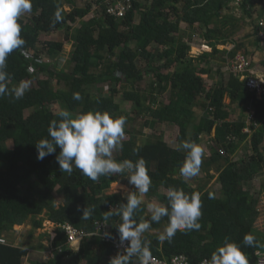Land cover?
Segmentation results:
<instances>
[{"label": "trees", "instance_id": "16d2710c", "mask_svg": "<svg viewBox=\"0 0 264 264\" xmlns=\"http://www.w3.org/2000/svg\"><path fill=\"white\" fill-rule=\"evenodd\" d=\"M78 1L32 0V11L18 21L25 44L6 60L9 89L22 80L35 79L37 85L19 100L11 95L0 97V236L30 219L32 237L33 230L42 227L44 219L39 216L44 212L56 226L48 260L43 262L39 256L27 259L30 251L23 245L0 244V264H24V258L30 264L110 262V241L118 238L117 226L122 221L118 216L106 221L104 216L110 208L126 203L125 195L106 193L111 183L118 181V175L93 181L75 166L70 175L61 172L59 147L43 160L37 159L35 144L50 139L49 124L60 119L56 115L60 110H68L73 117L89 111L126 117L128 138L123 139V148L114 158H142L146 162L152 181L146 193L150 199L167 205V193L161 188L200 193L201 228L177 231L170 243L160 242L158 230L165 229L168 217L152 222L143 235L150 242L152 256L170 261L182 255L191 264H198L204 258L211 260L212 253L227 242L239 245L249 264H257L258 256L264 253V232L254 226L258 195L264 190V98L249 92L237 73L223 69L228 60L225 53L234 57L242 47L234 41V35L241 29L243 17L233 13L231 0H85L83 6H78ZM246 7L244 1L240 11L249 15ZM57 11L62 17L59 22H55ZM91 12L92 16L84 19ZM181 23H186L189 30L182 29ZM60 30L64 31L62 40L39 43L41 34ZM195 33L212 51L197 57L190 54ZM65 43H70L71 50L66 67L59 68ZM218 44L234 48L218 49ZM213 72L216 80L209 85L202 75L209 78ZM40 73L45 77L39 78ZM74 93L82 99H73ZM118 93L124 102L131 103L130 113L126 114L116 101ZM226 95L230 98L228 105L224 102ZM234 103L245 110L252 106L251 122L257 124L250 126L249 148L253 151L239 160L231 159L230 153L246 138L241 132L246 122L227 120ZM54 106L59 109L54 111ZM197 108L203 109L204 117L195 124ZM140 115L148 117L146 126L163 122L177 125L179 144L183 140L197 144L201 134H210L216 126L210 156L202 165H215L220 171L219 186L215 190L205 189V184L191 187L179 173L187 151L169 146L162 135L139 142L130 124ZM8 141H13L12 148L7 146ZM220 148L226 155L219 153ZM208 176L213 177L210 173ZM55 192L64 199L58 207ZM210 193L213 198H209ZM84 208L94 209L89 219L82 217ZM150 216L147 204L142 202L135 219L138 223L150 221ZM96 222L105 223L113 239L100 235V231L95 233ZM63 223L88 236L78 243L68 242ZM246 234L256 237L255 246L243 243Z\"/></svg>", "mask_w": 264, "mask_h": 264}, {"label": "clouds", "instance_id": "9594fccd", "mask_svg": "<svg viewBox=\"0 0 264 264\" xmlns=\"http://www.w3.org/2000/svg\"><path fill=\"white\" fill-rule=\"evenodd\" d=\"M31 11L32 0H0V97L11 95L19 100L30 89V82L27 80H22L17 86L9 89L8 80L10 77L6 71V60L14 50L24 46L25 40L21 36L22 26L18 21L22 15ZM61 19V13L57 11L55 22H59ZM193 36L195 40L190 43L192 47L194 46L193 43L199 41L200 38L196 33ZM234 41L239 42L238 40ZM202 48L212 51L207 42L202 43ZM233 48V45L227 44L224 49L231 50ZM218 49L220 48L218 47ZM240 56L250 62V70L253 73L248 71L241 73L234 68L235 61ZM225 57L228 60L224 63L223 69L237 73L241 81L245 83L247 81V78H241L243 75L264 80V66L259 63L262 59L252 58L240 50L234 57L229 56L228 52L225 53ZM246 89L253 92L258 98H264L263 95L249 89L247 85ZM73 99L81 100L82 97L79 93H74ZM56 115L60 119L52 120L48 127L50 139H41L35 144L38 153L37 159L43 160L46 156L55 153L56 148L59 147L57 163L61 172H67L70 175L73 166H75L83 175L93 181H97L101 176L110 178L115 175H126L128 183L135 189L127 193L126 203L116 208H110L105 213L104 220L106 221L113 216L120 217L122 221L117 226V231L119 244L123 246V251L111 258L109 264H150L152 259L150 242L145 240L143 235L150 230L152 222L159 223L164 217H168V223L164 231L158 236L160 242L168 241L170 243L177 231H193L201 228L199 223L202 216L200 193L188 194L183 189L175 187H170L167 190V205L161 203L147 205L151 214L150 221L137 222L135 219L136 212L142 204L140 197L148 193L152 181L148 174L146 162L142 158L135 161L130 159L117 161L113 156L114 152L123 148L126 117H113L108 112L101 113L100 111H89L73 117L68 110H60ZM247 123L249 126L241 129L245 135L251 132V125L257 126L256 123L251 122V114L248 115ZM228 137L233 139L234 135ZM237 138L239 139L238 136ZM181 149L186 150L187 155L179 168L180 175L185 179L198 176L203 162L204 148L195 142L183 140L177 150ZM250 151L251 148H249ZM213 197L214 194L210 193L209 198ZM93 211L94 209L84 208L82 217L89 219ZM104 236L107 239H113L111 233L105 232ZM243 243L247 246H255L256 237L252 234H246ZM210 264H249V261L239 245L226 242L212 253Z\"/></svg>", "mask_w": 264, "mask_h": 264}, {"label": "rangeland", "instance_id": "374dc122", "mask_svg": "<svg viewBox=\"0 0 264 264\" xmlns=\"http://www.w3.org/2000/svg\"><path fill=\"white\" fill-rule=\"evenodd\" d=\"M78 6H83L85 4V0H79L78 2ZM232 9H233V13L237 14V15H242V10L240 11V9H238V7L234 4H231ZM251 6H254L253 4H251ZM261 4L259 5H255V7L251 10V15H247L245 18V21H243V25H241V30L239 31V33H237L236 35V39L240 42V44H242V47L240 49V52H243L249 56H251L252 58H256V59H261V61H259V63L264 66V40H261L260 38H258L257 36V29H256V21H257V16H256V12L260 15L263 16L264 15V6L263 8L260 9ZM94 9V8H92ZM258 9V10H257ZM65 10H69L68 6H65ZM94 12L89 13L86 17H84V19H89L92 14ZM184 25H182L183 29L188 31L190 27H187L188 25H186L185 23H183ZM64 37V31L60 30V31H55L52 32L50 34H41L40 38H39V43L42 45L45 41L47 40H62ZM206 43V40L204 38H199V41L194 42V46L191 48L190 50V54L194 57L199 56L202 52L204 51H210L209 49H203L202 48V43ZM67 45H64V51L61 53V55L59 56V60H58V67L59 68H65L66 67V62L68 60V56L71 50V45L70 43H65ZM227 45H218V47L220 49H224ZM251 58V59H252ZM143 66V65H141ZM205 79L207 80L208 84L211 85L213 82V79L211 77H207L206 75H204ZM45 75L43 73L39 74V78H44ZM30 82V87L31 86H36V80L35 79H31L28 80ZM102 88L104 90H107L108 87L107 85H102ZM166 97V96H165ZM116 101L120 102L121 108L123 109V111H125V113H130V106L131 103L130 102H124L123 99H121V94L118 93L115 96ZM226 101H229V98L227 96ZM165 103H167V99H165ZM158 104H154L153 107H157ZM54 111H57L59 109L58 106H54ZM199 109V108H197ZM242 109V113H245L246 118L244 119L245 122H247L248 119V115L247 114V109L245 110V107H241ZM237 111L235 114L234 113H230V115L232 114L233 118L236 119L237 115H238ZM29 111H25V115H28ZM77 116V115H76ZM150 116V115H149ZM146 118L148 119V117H144L143 116H139L138 118H136V120L130 124L131 126L133 125L134 130L137 133V137H138V141L141 142L144 139H148L151 138L152 140L154 139V137H152L153 135H162L163 139L166 140L167 144L173 148H178L179 146V142L177 140V133H178V126L177 125H173L171 124V126H168V123L163 122V123H156L155 127H150V126H146L145 124V120ZM229 119V117H228ZM206 135V134H202ZM213 135V134H212ZM201 136V137H202ZM208 136V135H206ZM128 135L125 134L124 139H127ZM207 138L205 136L202 137V141L206 142ZM199 145V144H198ZM7 146L12 148L13 147V141H8L7 142ZM243 147L245 145H242ZM243 150H239L238 154L233 155L231 154L230 158L231 159H238L241 158L243 156V154L245 153V155L247 154V150L244 151ZM117 152L113 153V156L116 157ZM210 156V152L209 151H204V157H203V161L207 160ZM204 168V165H202ZM213 170L212 171H208L207 173L202 169L201 167V171L200 174L196 177H193L191 179H185L191 187L195 188L198 185H204L205 184V189L207 190H215L216 187L219 185V181L217 180V176H218V171L215 168V165L213 166ZM208 173L212 174L213 177L209 178ZM119 179L116 182L111 183L109 189L106 191L107 194H112V193H120L123 195H127L128 192L130 191H134V187L132 185H130L128 183V179L126 177V175H118ZM160 191L162 193H167V190L164 188H161ZM139 195V194H138ZM54 197H55V206L58 207L60 204L63 203V196L61 195V193L59 192H55L54 193ZM142 202L146 203L147 205L150 203H158L156 200L154 199H150L149 197L146 196V194H143L141 197ZM149 212V211H148ZM44 220L42 223V227L40 229H36L33 230V235L32 237L29 236V233L32 231V226L30 223V219H28L25 223L21 224V225H15L13 227L12 231L6 232L4 233V238L6 239V242L8 244H13V245H21L23 243H25V241L27 240V244L30 248V244L32 245V247H37L40 246L39 243L45 242L48 243L50 245V240L51 238H53L54 236V229H55V224L49 220H47V214L46 212H44L41 216ZM254 226L257 227L259 230L264 232V224L260 223L257 219L254 222ZM164 229L162 230H158V233L160 234L161 232H163ZM46 233V234H45ZM34 241V243H33ZM33 245H37V246H33ZM43 246V245H42ZM37 256H39V254L35 251H30L29 253V258H36ZM114 255H112L109 258V261L111 260V258H113ZM26 261L24 262V264H30L27 262V259L24 258Z\"/></svg>", "mask_w": 264, "mask_h": 264}, {"label": "built area", "instance_id": "2783aa9c", "mask_svg": "<svg viewBox=\"0 0 264 264\" xmlns=\"http://www.w3.org/2000/svg\"><path fill=\"white\" fill-rule=\"evenodd\" d=\"M242 1L243 0H231V4L238 6ZM262 1H264V0H262ZM119 8H120V6H119ZM256 25H257V29H258V37L260 39H264V19L257 21ZM234 68L241 73H244L247 71L250 73H253V71L250 70V62L247 61L242 56H240V57H238V59H236ZM241 78L242 79L247 78L246 85L249 89L255 91L259 95L264 96V80L256 79L253 76L247 77L246 75L241 76ZM261 150L264 153V141L262 142ZM219 153L221 155L226 154V152L223 148L219 149ZM256 209H257V213H258L256 219L260 223L264 224V190L261 191L260 194L258 195V202L256 205ZM61 226L65 230V232L68 236L67 237L68 242H77L78 243L84 236H88V234H86L84 231L79 230L76 227H73L69 223H63V224H61ZM94 230H95V233L100 231L101 232L100 235L104 236V233L107 230V225L105 223L96 222ZM111 242L113 243L114 248L117 250V252L123 251V246H121L119 244L118 238L111 240ZM0 244H8L6 242V239L2 235L0 236ZM210 261H211L210 259L204 258L198 264H210ZM150 264H191V263L187 260V258L185 256L180 255V256L172 257L170 259V261H167L166 259L159 258L157 256H152ZM257 264H264V253H262L261 255L258 256Z\"/></svg>", "mask_w": 264, "mask_h": 264}, {"label": "crops", "instance_id": "0c3cea01", "mask_svg": "<svg viewBox=\"0 0 264 264\" xmlns=\"http://www.w3.org/2000/svg\"><path fill=\"white\" fill-rule=\"evenodd\" d=\"M244 1H246L247 2V9H248V12H249V15H251V10L255 7V5H259V4H261V6H259L260 7V9L261 8H263V6H264V1H262V0H243L237 7H238V9H241V7H242V5L244 4ZM251 4H253L254 6H251ZM222 9H226V7H223ZM258 10V9H257ZM243 14V16L242 15H236L237 17H239V16H241V17H243V20H241L240 22H239V27L241 26V25H243V21H245V18H246V16H247V14H244V13H242ZM256 16H257V21H259V20H261V19H264V15L263 16H260L257 12H256ZM257 21H256V23H257ZM186 24V23H185ZM181 25H184L183 23H181ZM187 25V24H186ZM256 29H257V25H256ZM241 30V29H240ZM239 30V31H240ZM237 33H239L238 31L236 32V34ZM234 35V40H237L235 37L238 35ZM262 59V58H261ZM206 76H207V74H205ZM213 75H214V72L212 73V76H211V78L213 79V82H212V84L214 83V81L216 80V77H213ZM203 77H205L204 75H202ZM211 84V85H212ZM250 92V91H249ZM226 98H227V95L225 96V98H224V102L228 105L229 103H230V98H229V101H226ZM203 109L201 108H199L198 109V111H196V118H197V120H194V123L196 124V123H200V121H201V119L204 117V111H202ZM237 111H239L238 112V115H237V118L236 119H234L233 118V116H232V114L230 115V113L232 112V113H236ZM242 110H241V108H240V106H238V105H236V103H234V104H232V105H230V108L228 109V112H229V119L227 118V120L228 121H231V122H236V121H238L239 119H245L246 118V115H245V113H242L241 112ZM247 114H251L252 115V106L250 107V108H248L247 109ZM248 120V119H247ZM220 122H222V120L220 121ZM168 126H171L170 124H168ZM246 127H248L249 126V124L246 122V125H245ZM254 131V130H253ZM215 133H216V126L213 128V130H212V132L210 133V134H206V133H203V134H206V135H208V136H206V135H203V136H205L206 138H207V140H206V142L205 141H202V134H201V140H200V142L199 143H197V144H199V145H201L203 148H204V150L205 151H209L210 152V150H211V146H212V142H211V139L212 138H214V136H215ZM213 134V135H212ZM251 134H252V132H249L248 133V135L246 136V138L245 139H242L241 140V143H240V146L238 147V148H236L235 150H234V152L232 153L233 155H236V154H238V151L239 150H243L244 149V151H246L247 150V154L246 155H248V153H249V145H250V142H251ZM166 141V140H165ZM242 145H245L244 147L242 146ZM252 150V149H251ZM243 151V152H244ZM253 151V150H252ZM245 154V153H244ZM213 165H208V164H205V166H204V168L202 167V169L205 171V172H207V171H212L213 170ZM13 230V229H12ZM11 230V231H12ZM2 236H4L3 234H2ZM33 243H34V241H33ZM27 244V240L25 241V243H23V244H21V245H23L24 247H27L28 249H29V251H35V252H37L38 254H39V258L41 259V261H46V260H48L50 257H51V249H50V245L48 244V243H45V242H42V243H39L40 244V246H37V245H33V246H37V247H32V245L30 244V246H31V248L28 246V245H26ZM43 245V246H42ZM110 245H111V247H112V252H111V255L109 256V258L112 256V255H114V256H116L117 254H118V252H117V250L114 248V245H113V243L110 241Z\"/></svg>", "mask_w": 264, "mask_h": 264}]
</instances>
